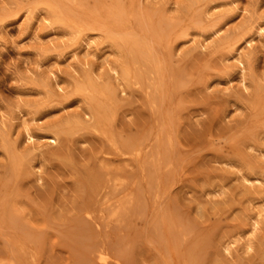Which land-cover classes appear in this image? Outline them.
<instances>
[{
    "label": "rangeland",
    "instance_id": "rangeland-1",
    "mask_svg": "<svg viewBox=\"0 0 264 264\" xmlns=\"http://www.w3.org/2000/svg\"><path fill=\"white\" fill-rule=\"evenodd\" d=\"M0 264H264V0H0Z\"/></svg>",
    "mask_w": 264,
    "mask_h": 264
},
{
    "label": "bare ground",
    "instance_id": "bare-ground-1",
    "mask_svg": "<svg viewBox=\"0 0 264 264\" xmlns=\"http://www.w3.org/2000/svg\"><path fill=\"white\" fill-rule=\"evenodd\" d=\"M85 12H86V11H85ZM86 15H87V14H86ZM86 15H85V16H86ZM107 15H108V14H107ZM107 15H106V16H107ZM80 16H81V15H80ZM91 16L93 17V15H90V18H91ZM113 16H114V15H113ZM81 17H82V16H81ZM88 17H89V15H88ZM111 18H112V17H110L109 19H111ZM122 18H123V17H122ZM78 19H79V18H78ZM81 19H82V20H85V19H87V18L83 19V17H82ZM91 19H92V18H91ZM120 19H121V18H120ZM118 20H119V19H118ZM89 21H90V19L87 20V22H89ZM91 21H94V18H93ZM91 21H90V22H91ZM161 21H162V18H161ZM82 22H84V21H82ZM95 22H96V24H95ZM95 22H94L93 24H95V25H99V24H97V21H96V20H95ZM99 23L101 24V23H103V22L100 21ZM84 24H86V23L84 22ZM88 24H90V23H88ZM120 24L122 25L121 22H120ZM90 25H91V24H90ZM106 25H107V24H106ZM111 25H112V24H111ZM86 27H87V25H86ZM108 27H110V26H108ZM130 27H132V26H130ZM152 27H153V25H152ZM153 29H154V32H155V28H153ZM131 30H132V29H131ZM97 31H98V30H97ZM101 31H102V30H101ZM132 31H134V30H132ZM108 33H109V32H108ZM116 33H117V32L115 31V34H116ZM119 33H120V32H119ZM132 33H133V32H132ZM110 34H111V33H110ZM121 34H124V33H121ZM125 34H126V33H125ZM130 34H131V32H130ZM135 35H136V34H135ZM136 43H137V42H136ZM158 45H159V44H158ZM158 45H157V46H158ZM129 49H130V48H129ZM154 49H155V47H154ZM154 49H151V50H152V51H157V50H154ZM138 50H140V49H138ZM130 51H131V50H130ZM160 52H161V51H160ZM155 53H156V52H155ZM127 55H128V54H127ZM156 57H158V55H157ZM159 64H160V63H159ZM163 64H164V63H163ZM132 66H133V65H132ZM160 66H161V64H160ZM245 66H246V65H245ZM134 67H135V66H134ZM133 69H134V68H133ZM133 69H132V70H133ZM165 69H166V67L164 68V70H165ZM132 70H131V71H132ZM133 71H134V70H133ZM154 71H155V70H154ZM165 71H166V70H165ZM163 77H164V75H163ZM164 78H165V77H164ZM162 80H163V78H162ZM119 82H120V81H119ZM126 82H127V81H126ZM162 83H163V82H162ZM122 85H123V84H122ZM147 85H148V84H147ZM163 85H164V84H163ZM87 87H88V86H87ZM88 88H89V87H88ZM162 90H163V89H162ZM162 93H164V92H162ZM164 98H165V97H164ZM164 100H165V99H164ZM165 102H166V101H165ZM163 105H164V104H162V106H161L162 109H163ZM166 110H167V109H166ZM166 110H165V111H166ZM162 112H163V111H162ZM162 112H161V113H162ZM167 113H168V112H167ZM163 114H164V113H163ZM163 114H162L161 116H163ZM164 116H165V114H164ZM166 116H167V115H166ZM167 117H168V116H167ZM162 119H164V118H162ZM167 119H170V118H167ZM167 119H166L165 121H167ZM162 123H163V122H162ZM167 125H168V124H167ZM167 129H168V128H167ZM159 131H160V130H159ZM157 133H158V132H157ZM157 133H155V134H157ZM169 134H170V133H169ZM161 135H162V134H160V133L158 134V136H161ZM170 135H171V134H170ZM170 135H169V137H170ZM167 136H168V135H167ZM161 137H162V136H161ZM157 138H159V137H157ZM170 139H171V138H170ZM142 153H143V152H142ZM141 156H142V155H141ZM140 158H141V157H140ZM160 159H161V157H160ZM137 160H138V159H137ZM159 161H160V160H159ZM229 165H230V164H229ZM140 166H141V164H140ZM240 173H241V172H240ZM240 179H242V178H240ZM242 180H245V179H242ZM242 180H241V181H242ZM116 185H117V184H116ZM5 212H6V211H5ZM262 213H263V212H262ZM255 225H256V224H255ZM6 226H8V225H6ZM253 231H254V230H253ZM40 232H41V230H40ZM29 245H30V244H29ZM225 250H226V249H225ZM10 253H11V252H10ZM17 262H18V261H17Z\"/></svg>",
    "mask_w": 264,
    "mask_h": 264
}]
</instances>
